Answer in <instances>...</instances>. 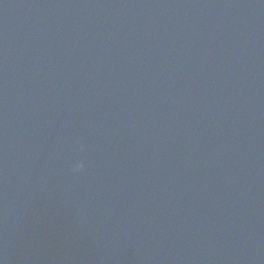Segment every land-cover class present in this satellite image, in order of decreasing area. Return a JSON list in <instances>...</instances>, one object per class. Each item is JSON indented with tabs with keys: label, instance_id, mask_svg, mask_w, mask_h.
Masks as SVG:
<instances>
[{
	"label": "water",
	"instance_id": "water-1",
	"mask_svg": "<svg viewBox=\"0 0 264 264\" xmlns=\"http://www.w3.org/2000/svg\"><path fill=\"white\" fill-rule=\"evenodd\" d=\"M0 264H264V0H0Z\"/></svg>",
	"mask_w": 264,
	"mask_h": 264
},
{
	"label": "clouds",
	"instance_id": "clouds-1",
	"mask_svg": "<svg viewBox=\"0 0 264 264\" xmlns=\"http://www.w3.org/2000/svg\"><path fill=\"white\" fill-rule=\"evenodd\" d=\"M83 147H84V145H81V148H83ZM74 167L76 170H80V169H83L85 167V165H84L83 161H80V162L76 163Z\"/></svg>",
	"mask_w": 264,
	"mask_h": 264
}]
</instances>
